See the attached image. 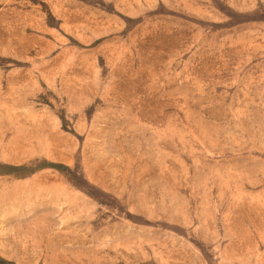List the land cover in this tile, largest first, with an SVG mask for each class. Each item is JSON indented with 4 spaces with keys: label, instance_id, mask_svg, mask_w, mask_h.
Listing matches in <instances>:
<instances>
[{
    "label": "rangeland",
    "instance_id": "374dc122",
    "mask_svg": "<svg viewBox=\"0 0 264 264\" xmlns=\"http://www.w3.org/2000/svg\"><path fill=\"white\" fill-rule=\"evenodd\" d=\"M0 264H264V0H0Z\"/></svg>",
    "mask_w": 264,
    "mask_h": 264
}]
</instances>
